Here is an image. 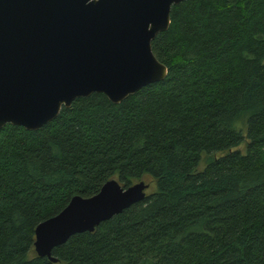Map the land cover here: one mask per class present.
<instances>
[{"label":"trees","instance_id":"trees-1","mask_svg":"<svg viewBox=\"0 0 264 264\" xmlns=\"http://www.w3.org/2000/svg\"><path fill=\"white\" fill-rule=\"evenodd\" d=\"M151 48L163 80L0 129V264H264V0H184ZM110 179L146 195L38 256L37 224Z\"/></svg>","mask_w":264,"mask_h":264},{"label":"water","instance_id":"water-1","mask_svg":"<svg viewBox=\"0 0 264 264\" xmlns=\"http://www.w3.org/2000/svg\"><path fill=\"white\" fill-rule=\"evenodd\" d=\"M184 0H0V129L37 130L74 99L102 93L120 103L159 82L167 67L151 41ZM148 184L106 181L90 196H73L34 229L35 253L52 249L141 201Z\"/></svg>","mask_w":264,"mask_h":264},{"label":"rangeland","instance_id":"rangeland-1","mask_svg":"<svg viewBox=\"0 0 264 264\" xmlns=\"http://www.w3.org/2000/svg\"><path fill=\"white\" fill-rule=\"evenodd\" d=\"M147 191V190H146Z\"/></svg>","mask_w":264,"mask_h":264}]
</instances>
